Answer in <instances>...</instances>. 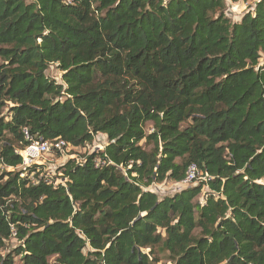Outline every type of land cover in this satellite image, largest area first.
<instances>
[{"label":"trees","instance_id":"1","mask_svg":"<svg viewBox=\"0 0 264 264\" xmlns=\"http://www.w3.org/2000/svg\"><path fill=\"white\" fill-rule=\"evenodd\" d=\"M226 4L0 0V249L21 241L0 264H157L156 247L174 264H264V0L239 22ZM25 128L108 141L50 182L19 168ZM191 163L212 177L148 188Z\"/></svg>","mask_w":264,"mask_h":264},{"label":"rangeland","instance_id":"2","mask_svg":"<svg viewBox=\"0 0 264 264\" xmlns=\"http://www.w3.org/2000/svg\"><path fill=\"white\" fill-rule=\"evenodd\" d=\"M70 1V0H68ZM257 0H239L233 2L232 0H226V7L224 9V14L226 17L231 20L232 22H239L243 15L249 11H253L255 3ZM261 61H264V56L262 57ZM4 58L0 56V65L7 64ZM62 70L58 63H51L47 70V75L55 79L58 82H62ZM7 113V109L5 110ZM147 132L153 131V126L151 123H148L146 126ZM108 141L107 135L103 133H99V135L95 138L92 143H88L86 145L76 146L70 149H66L64 152H55L50 153L45 159V173L52 179H60L62 173L63 165L69 159H76L78 162L84 161L85 156L89 155L90 153L94 152V145L100 144L103 147L106 145ZM1 168H5L2 163H0ZM12 170V169H10ZM175 181L166 180L163 182H155L149 186L155 193L158 194L159 197H164L168 195H172L175 192L179 191L182 187L174 185ZM205 190L207 191L206 186ZM204 190V191H205ZM206 191L202 192L199 196V201L204 200L206 196ZM20 240L16 236L15 229L14 233L9 240L6 241V245L4 248L0 249L3 255H7L8 253H13L16 246L20 244ZM148 252L149 250H145ZM153 255L158 260L156 261L157 264H174L172 257L170 256L169 252L163 251L161 248L156 247L153 250ZM16 259L17 264H21L20 257L14 256ZM51 263H54L55 257L50 258Z\"/></svg>","mask_w":264,"mask_h":264},{"label":"built area","instance_id":"3","mask_svg":"<svg viewBox=\"0 0 264 264\" xmlns=\"http://www.w3.org/2000/svg\"><path fill=\"white\" fill-rule=\"evenodd\" d=\"M24 134H25L26 139L29 140V143L26 147L18 150V153L23 158V163L19 166V168H22L25 173H28V171H29L28 168L31 165L36 164L38 166H42L43 172H41L40 176L41 177L44 176V177L50 179L49 181L52 182L51 181L52 178H50L45 173V159H46V157L50 153L64 152L66 149H70V148H73L76 146L70 144L67 140H65L63 138L44 139L42 137H38V136L30 133V131L27 128L24 129ZM98 135H99V133L97 135H95V138ZM106 145H107V143H106ZM106 145L103 147L100 144H95L93 146L94 150H95L94 152L104 151L106 148ZM106 162H107L106 160H103L100 157L95 158L96 166H103L104 164H106ZM109 163H111L110 160H109ZM7 169H14V168L13 167H7ZM25 173H23V175H25ZM211 177L212 176L209 175V173L203 171L196 163H191L186 170L184 178L180 181H175L174 185L184 188V187H188L191 185H197V184L202 183V182H207Z\"/></svg>","mask_w":264,"mask_h":264}]
</instances>
